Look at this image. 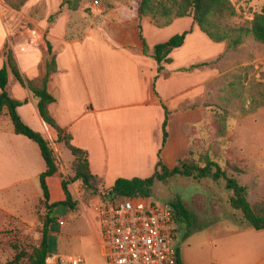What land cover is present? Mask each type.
Segmentation results:
<instances>
[{"label":"crops","instance_id":"1","mask_svg":"<svg viewBox=\"0 0 264 264\" xmlns=\"http://www.w3.org/2000/svg\"><path fill=\"white\" fill-rule=\"evenodd\" d=\"M62 1L29 0L22 8L20 16L25 22H38V26L35 31L23 29L21 33L32 47L15 53L21 75L32 80L45 73L49 58L45 38L57 68L47 84V91L55 98L49 106L50 115L71 137V145L87 152L90 171L105 189L120 178L151 177L159 158L166 168H174L191 149L189 130L202 128L204 122L202 68L205 42L210 40L191 18L162 25L150 17L139 18L134 0H113L108 7L93 3V18L64 8L48 26L49 17ZM38 5L43 6L45 17L28 19L27 12ZM22 22L17 24L13 15L8 26L14 30ZM183 32H188L183 45L170 54L171 63L157 73L151 58L153 47ZM142 39L147 55L143 54ZM217 45L210 41L207 46L217 50ZM7 92L17 101L27 100L17 108L22 121L43 137H50L57 172L46 180L49 205L62 202L61 172L71 166L73 157L39 117L35 99L11 75ZM165 111L168 137L163 145ZM45 170L35 143L14 134L13 127H0V195L8 197L7 205L0 206L4 219L0 229L18 228L32 234L40 227L36 210L42 199L39 176ZM79 184L69 185L72 196V187ZM174 227L175 232L178 223ZM201 227L194 232L203 236L187 250L175 244L181 264H264V230L249 226L237 229L225 218ZM46 264L53 261L48 258Z\"/></svg>","mask_w":264,"mask_h":264},{"label":"rangeland","instance_id":"2","mask_svg":"<svg viewBox=\"0 0 264 264\" xmlns=\"http://www.w3.org/2000/svg\"><path fill=\"white\" fill-rule=\"evenodd\" d=\"M111 1L113 0H72L77 9L71 11H82L86 17L93 18V3L108 7ZM229 1L236 12V16L228 21L231 26L247 24L264 6V0ZM21 13L22 9L13 11L0 0V67L4 62L5 47L12 51L14 58L16 51L24 52L30 48L21 33L23 29L35 31L38 22H25ZM13 15L16 16L17 24L24 22L10 30L8 21ZM26 17L39 20L45 17V10L42 5H38L27 12ZM152 20L160 25L165 22L160 18ZM53 21L50 24L47 22L48 26ZM43 40L45 44V38ZM209 44L205 42V65L202 68L204 122L202 128L189 130L191 150L197 155L210 154L223 168L230 164L245 169L246 173L238 175L237 179L247 188L249 203L259 204L264 201V161H259L264 160V45L251 38L235 51L226 50L224 43L217 45V50L208 47ZM0 127L12 128L9 118L3 113L0 115ZM45 139L48 140V137ZM228 175L232 176L230 172ZM72 176L71 164L62 170L61 177L69 180ZM39 190L41 192L40 185ZM106 190L100 182L95 190L86 189L79 184L72 187V198L76 204L73 211L69 212L64 207L51 209V215L56 219L49 234L52 256L79 258L83 264H106L99 245L100 227L95 211L98 206L112 202L105 197ZM228 196L223 181L214 183L208 179L196 181L173 177L166 182L156 180L148 199L160 208L179 200L192 215L193 227L188 231L184 224L176 222L178 229L175 231V244L185 246L187 250L189 245L195 244L203 236V233L194 231L198 228L202 230L201 226L209 224L213 219L225 218L237 229L248 227L241 214L230 207ZM7 198L0 195V206L7 205ZM46 212L41 209V216ZM3 220L0 217V223ZM40 232L41 225L32 234H26L25 230L18 228L15 231L0 229V264L12 259L14 247L30 252L33 247L38 246Z\"/></svg>","mask_w":264,"mask_h":264},{"label":"trees","instance_id":"3","mask_svg":"<svg viewBox=\"0 0 264 264\" xmlns=\"http://www.w3.org/2000/svg\"><path fill=\"white\" fill-rule=\"evenodd\" d=\"M13 11H20L29 0H3ZM137 2V14L139 18L150 17L152 19H163L164 24H168L173 19L191 18L199 30L213 43L226 45V49L235 51L239 49L247 39L251 38L254 42L264 45V6L254 14L252 20L240 26H231L229 19L236 16V12L229 0H135ZM76 10L77 6L72 0H63L59 10L48 19L50 24L64 9ZM48 29L46 30V33ZM188 32L174 35L166 42L159 43L153 47L151 58L156 63L157 73H160L165 65L171 63L170 54L180 48ZM142 38V37H141ZM143 54H148V48L143 41ZM47 53L49 60L45 64L43 76L28 80L24 78L18 68L17 62L10 49L5 47L4 62L0 68V115L6 112L13 132L16 135L26 137L35 143L39 148L41 157L45 163L46 170L39 176V185L42 192V199L37 205L36 215L41 225V239L38 246L33 247L30 252L17 247L13 248L14 255L11 260L4 264H46L50 257L49 234L56 219L51 215V209L64 207L73 211L76 207L72 195L68 189L71 183L80 181L86 189L95 190L99 180L92 175L89 168L88 154L86 151L75 148L71 145V137L59 128L49 112V106L55 102V98L47 91V84L50 76L57 70L56 61L51 54V46L48 42ZM12 76L24 89H26L36 101V108L39 117L47 127L57 134V143H63L73 157L72 171L73 176L69 180L61 183L64 200L59 203L49 205V191L46 180L57 172V160L50 146L49 140L45 139L40 133L33 131L20 118L17 108L27 103V100L17 101L8 94L7 87L9 76ZM264 105V104H263ZM168 112L162 123V144L164 145L168 134ZM222 134L224 131L221 132ZM228 172L232 176L228 175ZM245 169L227 164L223 168L210 154H193L189 150L188 155L179 160L177 165L166 168L161 159L155 167L154 174L146 179H117L114 184L105 192V197L115 201L117 199L129 198L133 196H143L148 198L155 181L166 182L173 177L191 178L196 181L208 179L214 183L223 181L225 189L231 193L230 207L239 212L245 223L256 231L264 230V201L259 204H250L248 201L247 188L241 185L237 179L238 175L245 174ZM174 212V221L186 224L188 229L193 227L192 215L186 210L181 201L175 200L169 203ZM47 212L41 216L40 210ZM177 264L179 260V249L176 248Z\"/></svg>","mask_w":264,"mask_h":264},{"label":"built area","instance_id":"4","mask_svg":"<svg viewBox=\"0 0 264 264\" xmlns=\"http://www.w3.org/2000/svg\"><path fill=\"white\" fill-rule=\"evenodd\" d=\"M95 211L106 264H177L174 212L169 204L160 208L146 197L133 196L98 206ZM49 260L83 264L79 258L56 255Z\"/></svg>","mask_w":264,"mask_h":264}]
</instances>
